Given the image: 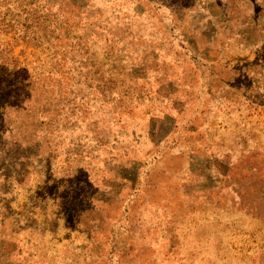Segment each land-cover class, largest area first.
Wrapping results in <instances>:
<instances>
[{
    "label": "rangeland",
    "instance_id": "1",
    "mask_svg": "<svg viewBox=\"0 0 264 264\" xmlns=\"http://www.w3.org/2000/svg\"><path fill=\"white\" fill-rule=\"evenodd\" d=\"M254 1L0 0V244L86 257L104 169L166 168L176 137L264 159Z\"/></svg>",
    "mask_w": 264,
    "mask_h": 264
},
{
    "label": "crops",
    "instance_id": "2",
    "mask_svg": "<svg viewBox=\"0 0 264 264\" xmlns=\"http://www.w3.org/2000/svg\"><path fill=\"white\" fill-rule=\"evenodd\" d=\"M175 139L166 168L156 160L149 172L146 166L104 169L89 212L82 213L92 223L84 230L93 248L86 257L68 256L61 247L57 259H48L43 247L4 242L0 264H264L258 150L224 142L209 154L197 145L182 150Z\"/></svg>",
    "mask_w": 264,
    "mask_h": 264
},
{
    "label": "trees",
    "instance_id": "3",
    "mask_svg": "<svg viewBox=\"0 0 264 264\" xmlns=\"http://www.w3.org/2000/svg\"><path fill=\"white\" fill-rule=\"evenodd\" d=\"M95 192V191H94ZM69 197V196H68ZM91 198V197H90ZM89 204V203H88Z\"/></svg>",
    "mask_w": 264,
    "mask_h": 264
}]
</instances>
